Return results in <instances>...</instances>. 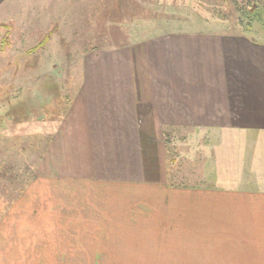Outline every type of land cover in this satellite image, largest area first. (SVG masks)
<instances>
[{"label":"crops","instance_id":"0c3cea01","mask_svg":"<svg viewBox=\"0 0 264 264\" xmlns=\"http://www.w3.org/2000/svg\"><path fill=\"white\" fill-rule=\"evenodd\" d=\"M144 21L151 23L135 20ZM209 21L165 19L161 30H140L125 46L83 61L89 82L79 103L90 116L74 130L59 171L75 180L76 202L87 187L102 195V218L104 204L120 199L116 183L145 187L146 219L155 224H86L78 214L79 224L0 226V264H264V37L195 29ZM171 127L197 143L207 139L205 152L234 133L236 173L218 170L211 156L209 183L169 182L164 131ZM101 154L106 162L93 175L88 161ZM171 226L195 240H164Z\"/></svg>","mask_w":264,"mask_h":264},{"label":"rangeland","instance_id":"374dc122","mask_svg":"<svg viewBox=\"0 0 264 264\" xmlns=\"http://www.w3.org/2000/svg\"><path fill=\"white\" fill-rule=\"evenodd\" d=\"M177 17L210 20L195 29L238 30L264 37V0H0V226L79 224L78 214L86 224L144 228L155 224L146 219L145 187L116 183L120 199L104 204L109 213L102 218L96 208L102 195L87 187L79 195L81 202H76L75 180L59 170L74 142V130L90 116V110L80 106L89 82L82 72L85 57L91 51H113V42L123 47L140 30L157 32L162 20ZM146 18L151 23L135 22ZM189 132L177 127L164 131L169 182L209 183L211 156L217 158L218 170L236 173L231 157L238 136L226 135L205 152L203 144L210 150L209 141L197 143ZM105 156L89 160L87 170L97 175L94 168H103ZM109 186L106 197L113 194V185ZM134 196L138 203L127 211ZM176 232L171 226L164 240H195L189 233Z\"/></svg>","mask_w":264,"mask_h":264},{"label":"trees","instance_id":"16d2710c","mask_svg":"<svg viewBox=\"0 0 264 264\" xmlns=\"http://www.w3.org/2000/svg\"><path fill=\"white\" fill-rule=\"evenodd\" d=\"M144 10H146V9H144ZM138 15V14H137ZM136 15V16H137ZM135 16V15H134ZM45 41H46V37L45 38H43L37 45L38 46H41L42 44H44L45 43ZM113 46H115V47H120L121 45L119 44V43H115V42H113V44H112ZM62 170H64V164L62 165V167H60Z\"/></svg>","mask_w":264,"mask_h":264}]
</instances>
